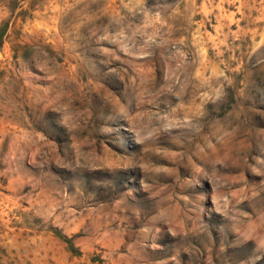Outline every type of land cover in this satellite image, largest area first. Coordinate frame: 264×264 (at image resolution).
Returning a JSON list of instances; mask_svg holds the SVG:
<instances>
[{
  "label": "rangeland",
  "instance_id": "rangeland-1",
  "mask_svg": "<svg viewBox=\"0 0 264 264\" xmlns=\"http://www.w3.org/2000/svg\"><path fill=\"white\" fill-rule=\"evenodd\" d=\"M0 264H264V0H0Z\"/></svg>",
  "mask_w": 264,
  "mask_h": 264
},
{
  "label": "trees",
  "instance_id": "trees-1",
  "mask_svg": "<svg viewBox=\"0 0 264 264\" xmlns=\"http://www.w3.org/2000/svg\"><path fill=\"white\" fill-rule=\"evenodd\" d=\"M55 235H56L57 237H59V239H61L63 242L67 243L69 249H72V248H73L71 242H70L69 240H66L67 238H64V237H62V236H59L58 234H56V232H55Z\"/></svg>",
  "mask_w": 264,
  "mask_h": 264
}]
</instances>
